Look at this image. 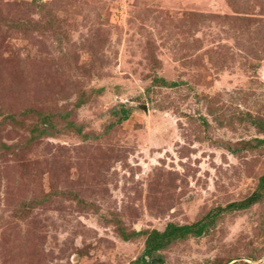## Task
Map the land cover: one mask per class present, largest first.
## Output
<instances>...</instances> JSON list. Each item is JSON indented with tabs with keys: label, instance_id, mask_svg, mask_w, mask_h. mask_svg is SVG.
Segmentation results:
<instances>
[{
	"label": "rangeland",
	"instance_id": "obj_1",
	"mask_svg": "<svg viewBox=\"0 0 264 264\" xmlns=\"http://www.w3.org/2000/svg\"><path fill=\"white\" fill-rule=\"evenodd\" d=\"M263 177L264 0H0V264H264Z\"/></svg>",
	"mask_w": 264,
	"mask_h": 264
},
{
	"label": "trees",
	"instance_id": "obj_2",
	"mask_svg": "<svg viewBox=\"0 0 264 264\" xmlns=\"http://www.w3.org/2000/svg\"><path fill=\"white\" fill-rule=\"evenodd\" d=\"M121 108L123 107L121 106ZM123 112L124 115H122V119H125L126 111L122 110V113ZM263 188L264 177L260 181L258 190L255 191L247 199H245L244 206L260 198L261 195L259 191ZM205 226V223H195L191 225L168 224L163 231L159 232L156 230H152L149 232H144V249L139 258L135 261V264H163L162 257L160 255H156L160 250L167 247V245H169L173 241L184 238L187 235L194 234L195 236H199L200 234H202Z\"/></svg>",
	"mask_w": 264,
	"mask_h": 264
}]
</instances>
